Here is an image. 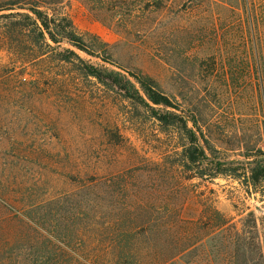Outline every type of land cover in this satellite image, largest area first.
<instances>
[{"label":"rangeland","instance_id":"rangeland-1","mask_svg":"<svg viewBox=\"0 0 264 264\" xmlns=\"http://www.w3.org/2000/svg\"><path fill=\"white\" fill-rule=\"evenodd\" d=\"M32 10L82 39L56 54L152 80L241 179L185 172L177 125L51 48L23 61ZM263 34L264 0H0V264H264Z\"/></svg>","mask_w":264,"mask_h":264},{"label":"trees","instance_id":"trees-1","mask_svg":"<svg viewBox=\"0 0 264 264\" xmlns=\"http://www.w3.org/2000/svg\"><path fill=\"white\" fill-rule=\"evenodd\" d=\"M32 12L35 17L25 15V18L31 22L32 27L21 28L19 29L20 32L16 35V37H19L20 42L25 43L24 41H26L29 44L26 49L27 52L22 54L24 55L23 61L30 57L40 58L49 53V51L43 50L44 47L51 48V54L57 55V58H55L58 61L70 63L78 67L77 71L82 76L96 78L101 84L112 87V89H117L118 93L121 94L124 99L130 100L135 105L140 104L146 107L150 111L151 117L154 118L159 125H177L178 133L183 141V148L180 152L182 157L180 165L185 172H194L199 178L207 177L211 180L226 176L241 179L240 175L235 171L233 173L221 169L222 164L217 158L211 156L212 147L205 137L202 128L199 126L197 119L194 116L192 118L189 115L183 114L180 106L174 103L169 96L161 92L152 80L125 72L133 79L130 80L127 78V75L117 72L114 69H109L104 65L96 66L86 62L80 54L72 49H65L67 55L64 53L56 54L57 47H59L63 41L77 50L84 51L82 39L75 33L71 26V28L67 31L65 30V32L57 31L56 28V30H54V28H51V24H53L55 20H49L47 16L44 18L39 10H32ZM19 15L20 14H18V16ZM53 25L54 27L58 26L56 24ZM47 40L53 42L56 48H52ZM263 40L264 34L262 36V41ZM260 79H263V74L260 75ZM32 84L34 86V82ZM136 84L139 87H137ZM190 121L192 122L191 127L189 126ZM258 155L257 157H259V159L253 162L250 168L244 170L243 177L247 186H256L260 183H264V153L262 152ZM141 170H143V168H141ZM141 170H137L136 172H141ZM150 175L143 180L134 178L133 182L136 184L135 186H139V189L142 188L146 180L149 190V188L153 186L152 180L154 179V177ZM68 180L76 186L75 189L84 190L85 193L94 192L98 189L101 182V179L97 176L86 177L85 179L69 177ZM129 181L130 180H125L123 187L128 186ZM109 182V188H113L112 181L110 180ZM28 219L31 218L28 217ZM32 222L34 223L33 219Z\"/></svg>","mask_w":264,"mask_h":264}]
</instances>
